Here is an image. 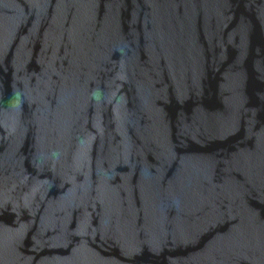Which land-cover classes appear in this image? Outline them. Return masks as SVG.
<instances>
[{
    "label": "water",
    "instance_id": "95a60500",
    "mask_svg": "<svg viewBox=\"0 0 264 264\" xmlns=\"http://www.w3.org/2000/svg\"><path fill=\"white\" fill-rule=\"evenodd\" d=\"M0 264H264V0H0Z\"/></svg>",
    "mask_w": 264,
    "mask_h": 264
}]
</instances>
